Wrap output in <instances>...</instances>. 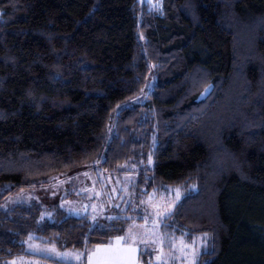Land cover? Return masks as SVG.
Returning <instances> with one entry per match:
<instances>
[{"label":"trees","instance_id":"trees-1","mask_svg":"<svg viewBox=\"0 0 264 264\" xmlns=\"http://www.w3.org/2000/svg\"><path fill=\"white\" fill-rule=\"evenodd\" d=\"M125 164L139 194L186 191L162 229L203 236L197 264H264V0H0V264L29 240L87 250L143 222L132 206L103 226L59 199L54 220L3 208Z\"/></svg>","mask_w":264,"mask_h":264},{"label":"rangeland","instance_id":"rangeland-1","mask_svg":"<svg viewBox=\"0 0 264 264\" xmlns=\"http://www.w3.org/2000/svg\"><path fill=\"white\" fill-rule=\"evenodd\" d=\"M154 7L160 0H151ZM211 91L208 88L203 97ZM154 165L149 161L147 168ZM137 165L125 164L115 173L100 167L78 173L68 180L46 187L24 190L10 197L3 208L36 202L42 206V219H55L53 204L59 199L61 209L68 215L91 216L96 225H105L117 218L126 217L129 208L134 216L144 219L132 223L126 234L108 244L87 250L59 249L53 245L27 242V253L11 260V264H145L141 253L153 257L155 264H197L202 252L207 251L203 236L194 243L167 234L162 225L175 206L184 197L182 188L170 187L149 195L136 190ZM195 189V187H192ZM147 197V198H143ZM55 202V203H54Z\"/></svg>","mask_w":264,"mask_h":264},{"label":"crops","instance_id":"crops-1","mask_svg":"<svg viewBox=\"0 0 264 264\" xmlns=\"http://www.w3.org/2000/svg\"><path fill=\"white\" fill-rule=\"evenodd\" d=\"M116 238H117V237H116ZM110 242H111V241H110ZM110 242H109V243H110ZM88 264H89V263H88Z\"/></svg>","mask_w":264,"mask_h":264}]
</instances>
